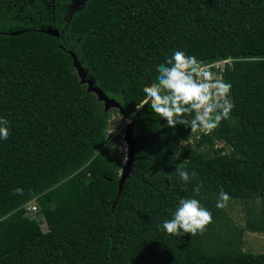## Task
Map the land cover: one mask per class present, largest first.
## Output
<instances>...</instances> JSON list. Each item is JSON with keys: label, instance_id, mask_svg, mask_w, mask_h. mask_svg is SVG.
Masks as SVG:
<instances>
[{"label": "trees", "instance_id": "obj_1", "mask_svg": "<svg viewBox=\"0 0 264 264\" xmlns=\"http://www.w3.org/2000/svg\"><path fill=\"white\" fill-rule=\"evenodd\" d=\"M70 4L0 0V117L10 127L0 139V264H264V251L242 239L264 229V0ZM174 50L203 64L231 59L221 77L234 107L197 139L148 105L136 109ZM75 62L133 122L136 143L117 197L122 159L106 134L113 109L81 83ZM191 136L196 148L221 146L192 153L182 146ZM178 167L195 173L186 188ZM221 189L228 204H240L241 223L216 207ZM181 197L212 213L203 235L160 227ZM32 200L37 210L25 215Z\"/></svg>", "mask_w": 264, "mask_h": 264}, {"label": "clouds", "instance_id": "obj_2", "mask_svg": "<svg viewBox=\"0 0 264 264\" xmlns=\"http://www.w3.org/2000/svg\"><path fill=\"white\" fill-rule=\"evenodd\" d=\"M157 73L155 81L143 87L145 98L136 105L137 110L148 105L169 128L181 124L206 135L230 116L234 107L230 98L232 85L194 55L174 50L164 63L158 65ZM186 116H192V119H185ZM9 136V121L0 117V139L7 140ZM176 173L185 188L195 175L179 167ZM15 191L21 192L22 189ZM199 191L200 186L193 188L194 193ZM230 199V195L221 189L216 207H226ZM211 223L212 213L202 206L200 200L181 197L171 219H165L160 227L169 235L196 236L203 235Z\"/></svg>", "mask_w": 264, "mask_h": 264}, {"label": "rangeland", "instance_id": "obj_3", "mask_svg": "<svg viewBox=\"0 0 264 264\" xmlns=\"http://www.w3.org/2000/svg\"><path fill=\"white\" fill-rule=\"evenodd\" d=\"M78 0H71L70 9L75 10L80 7L81 4H76ZM43 31H46L47 33L56 35V31L52 29L51 27H41ZM74 69L76 72V75L80 79L81 83H83L88 91L93 92L101 101L106 102L108 109H113L111 112L109 119H108V125L106 129V134L108 138L116 137V146L115 149L117 153L121 156L122 162L125 158V149L126 145L122 140V134L124 125L129 121L128 117H122L120 115L119 108L117 104H115L111 100H106V98L102 95V93L95 87H93L89 80L85 79L83 72L80 70L78 64L74 63ZM195 139L191 136L186 141L183 142V147H188L191 152L193 153L196 150H199L202 153L211 155L213 150L217 146H221V143L219 142H211L209 144H204L198 148L195 147ZM229 148L227 146L223 145V151L227 152ZM178 151V148L176 149V152ZM190 152L189 156L192 155ZM241 206L239 203L233 202L231 204H227L226 211L230 215L231 218H233L237 223L242 222V213L240 210ZM39 218V227L42 231H46L47 227L40 215L37 217ZM242 239L244 242V248L249 249L250 251H253L254 253L257 252H263L264 251V229L262 232H249L244 231L242 235Z\"/></svg>", "mask_w": 264, "mask_h": 264}, {"label": "water", "instance_id": "obj_4", "mask_svg": "<svg viewBox=\"0 0 264 264\" xmlns=\"http://www.w3.org/2000/svg\"><path fill=\"white\" fill-rule=\"evenodd\" d=\"M84 0H78L76 4H81L83 3ZM72 58L74 60V56L72 55ZM132 125L133 122L129 120L125 125L123 129V134H122V140L126 145L125 149V158L124 161L122 162V167L119 173L118 177V188H117V193L116 197L119 195L121 188H122V183L127 177L129 170H130V164L132 161V153H133V146L136 143L135 140L132 138Z\"/></svg>", "mask_w": 264, "mask_h": 264}, {"label": "built area", "instance_id": "obj_5", "mask_svg": "<svg viewBox=\"0 0 264 264\" xmlns=\"http://www.w3.org/2000/svg\"><path fill=\"white\" fill-rule=\"evenodd\" d=\"M231 59H220V60H216L210 63H206L205 65H209L211 66V70L217 75V76H221L223 69H224V63H229ZM201 134H203V132L201 131H193V135L194 137L197 139L201 136ZM24 209H25V215H30L31 213H34L37 209L34 203V200L27 202L24 205Z\"/></svg>", "mask_w": 264, "mask_h": 264}]
</instances>
